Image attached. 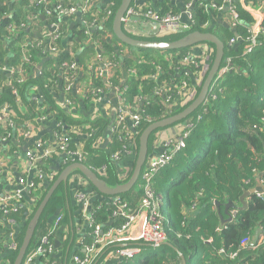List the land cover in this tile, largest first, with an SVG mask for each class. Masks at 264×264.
<instances>
[{"label": "trees", "instance_id": "obj_1", "mask_svg": "<svg viewBox=\"0 0 264 264\" xmlns=\"http://www.w3.org/2000/svg\"><path fill=\"white\" fill-rule=\"evenodd\" d=\"M33 2L34 0H0V66L7 64L9 67H13L21 63V48L27 51L29 60L32 62L37 61V54L43 52L42 46L31 47L23 42V36L26 35L24 30L27 29V19L31 15V10H28L27 7L31 6ZM51 2L52 0H45V3L48 4L45 8L49 9L50 18L53 21L57 17L55 8L57 3L55 2L53 6L50 5ZM211 2L219 4L220 0L195 1L191 10L192 23L189 29L182 34H170L163 37L128 35L140 40L171 42L182 39L193 31L212 33L224 44L221 66L228 62L230 70L223 74L215 86H212L213 89L208 92L202 106L184 120L163 128V130L174 129L173 138L182 131L189 133L185 139V148L177 152L168 165L157 172L154 177L153 187L161 200V222L167 242L157 248L139 245L142 248L141 254L144 253L142 258L135 261V257H133L122 261L121 264H182L179 254L183 256L186 264H264V242L251 245L256 230L261 229L264 236V192L259 195L251 194L244 199L247 204L246 208L242 211L238 209L241 207L240 197L256 186V179L264 187V35L259 37L258 45L250 53L243 55V51L249 42L245 40L248 36L247 30L241 26V22L251 24L253 22L251 13L237 2H233L240 19L236 29L233 31L226 24L210 26L208 22L215 13L206 10L204 5ZM111 3L104 5L98 11L97 17L94 16L97 10L91 9L90 13L81 17V20L98 25L90 31V41L99 46V57L118 64L111 79L113 84L118 85L121 79V70L118 68L121 63L128 72L124 83V102L133 105L136 97L149 96L154 92L156 85L163 82L170 85L171 96L175 97L181 75L174 68L179 65V62L186 57L192 48L153 51L136 49L121 43L113 35L111 29L112 20L120 0H113ZM254 3H256L255 0ZM70 4L75 5L73 2ZM151 7L161 15L167 14L169 11L165 0H158L156 5ZM108 11H111V15L107 14ZM32 14L39 16L42 13L38 9H34ZM225 15L227 17V13ZM66 20L62 19L61 21L63 27L65 25L63 22ZM21 23L23 26L20 25ZM7 27H14V30L8 31ZM80 27L81 31L75 33V40L71 43L74 45L71 47L72 52L61 50L55 59H48L46 67L72 60L77 65L86 68L87 45L83 42H88L87 27L83 25L82 21ZM107 34L111 35L110 41L104 40ZM235 35L243 39L242 42L239 41L240 44L237 47L229 45L230 39ZM72 39L73 37L66 44L68 45ZM4 41L9 43L8 50L3 49L2 42ZM77 42L79 43L76 44ZM209 46L214 49L213 45L209 44ZM82 49L83 56L79 54ZM123 51L124 54L128 53L127 57L123 58ZM211 60L212 57L209 64ZM199 67L201 68V65ZM187 69L192 72V65H189ZM155 73L158 78L157 81L143 79ZM187 75L189 76V74ZM5 77L0 74V84L6 79ZM54 77L52 78V75L47 72L43 73L38 81L26 79L21 84L16 83L13 77L9 86L0 89V105H7L12 109L16 115L14 123L18 127L32 122L48 112L39 109L34 100H29L26 91L34 85L44 89L43 86L49 78L56 82L59 80L57 74L56 76L54 74ZM204 79L196 86V94L200 91ZM95 85L98 87L102 85V82L97 80ZM13 90L17 91V95L12 93ZM44 98L47 105L53 101L52 96L46 90L44 91ZM162 100L163 96H155L154 100L147 99L138 103V105L140 104L139 113L142 118H147L149 122L142 121L136 128V131L139 132L138 136L134 137L136 145H138L141 132L148 124L175 115L185 108L183 106L164 108L161 104ZM56 112L59 113L65 123L76 124L73 119L67 118L66 113L60 110ZM187 123H190V126H186ZM83 125H87L86 127L90 129H97L96 122ZM157 131L151 135V138ZM88 132L89 130H87ZM98 137L99 131L96 135L87 137L83 141L81 163L97 173L99 177L101 175L97 170L107 166L105 168L106 176L101 178L109 186H115L119 182L110 181L112 175L110 156L121 147V142L118 141L119 136L115 134L114 143L103 149L97 148L95 144L99 139ZM151 138L149 139L148 152L152 144ZM68 150L74 149L69 147ZM64 159L66 160L65 166L76 162V160ZM50 166L51 160L48 159L39 164V169L49 174L51 173L49 171ZM65 166L62 167L65 168ZM60 172L61 170L58 173H53V182ZM142 182V179L139 178L130 191L110 197H120L131 206H136L139 202L138 197L141 194ZM46 191H41V188L36 189L35 184L31 191L33 202L23 198L21 204L25 207L21 205V209H17L16 212L6 216L18 226V231L13 237L17 248L8 256V264H13L27 226ZM68 191L67 187L63 188L60 185L54 192L37 222L26 254L32 253L41 246L40 238L51 229L54 218L58 215L56 213L60 209H65V216H68L66 211L70 199ZM196 193H201L199 200L201 210L198 214L188 215L186 218L184 211L189 209L195 201L197 202ZM215 202L219 203L221 214H223L222 208L229 202L233 205V208L229 209L230 211L237 209L235 218L222 227L219 226ZM92 204L91 222L100 224L102 231L118 227L122 223L116 219L111 220L113 207L110 202L103 201L98 205L99 202L95 200ZM26 207L30 209L29 214L26 213ZM49 240L52 242V239L49 238ZM85 240V243L91 244L92 235ZM242 244H246V246L240 248ZM233 254H236L235 258H232Z\"/></svg>", "mask_w": 264, "mask_h": 264}, {"label": "crops", "instance_id": "obj_2", "mask_svg": "<svg viewBox=\"0 0 264 264\" xmlns=\"http://www.w3.org/2000/svg\"><path fill=\"white\" fill-rule=\"evenodd\" d=\"M56 1L58 2L61 0H52L50 5L54 6V3ZM156 1L158 0H134L131 5V9L137 11L138 9L143 8L146 4L155 6ZM195 1L196 0H165V4L169 7V11L167 12V14L177 15L180 18V23L190 25V23H192L191 10ZM231 1L237 2L246 11L251 13V16L253 18V22L251 24H246L243 21L241 22V26L247 30V35L249 29L261 24L262 26H264V0H255L256 3H254V0ZM111 2H113V0H97V3L91 6V9L97 10L95 17H97V14L99 13L98 11L102 7H104V5ZM215 3L216 2H213V4ZM219 3L225 6L222 8V10L218 11L216 9L209 8V11L215 13L211 20L208 22V25L210 26L215 27V25L220 24L227 25L225 14L228 12V6L226 7V4H224L223 0H220ZM47 5L48 4L45 2H43L42 4H37L34 1L31 6L27 7L28 10H31V15L27 19V29L24 30L26 32V35L23 36V42L26 44L40 43L44 42L46 38L49 42V38L53 36V33L55 31H59L62 36L65 32V37L62 39V36H60V38L55 41V44L62 51L72 52L71 47H73L74 45H71V43L75 40V33L81 31V16L76 15L64 21L63 24L65 25L63 29L61 28L62 23L59 22L58 17H56L52 21L50 18L51 14H47V11H49V9L45 8ZM43 8L44 10H42ZM34 9H38L39 11H41L42 14L39 16L32 14ZM223 11L225 13H222ZM109 15H111V11ZM9 17H11V14H9ZM85 25H87L86 27L88 42H83V44L87 45V72H80L78 84L74 83L72 86L67 88L63 81V78L61 77L60 72L56 70V67H46L48 59H50V57H48L46 53L37 54V61L35 60V62H33L31 66L27 68V80L36 79L38 81L40 76L43 73L47 72L49 73V75H52V78H55L54 74L55 76L57 74L59 80L56 82L54 81V79L52 80L51 78H49L43 86L44 89H41L38 85H34L32 88H30V90L26 91L28 99L34 100L37 103V107L39 109H42L43 111H48L47 113L42 114L40 117L33 120L32 122L30 121L29 123H25L24 127L21 126L13 128L9 132H5L0 129V194L21 192V199L24 198L25 200L33 202L34 199L30 197L33 185L36 184V189L41 188V191L48 190L50 185L53 183V173H58L60 170L62 171L64 169L63 167L65 166L66 160L62 159L58 155H53L49 158V160H51V166L49 170L51 173L49 174L40 171V163H37L36 165L30 163L25 157V153L30 151L35 153L37 152V154H40V151L36 150L35 148L36 143H43L45 146H53L56 144L59 138V133H61L64 134L66 147H68V149L69 147H72L74 149L69 150L70 152L80 151L83 149V141L88 137L86 135L87 125L83 124H87L89 122H96L97 124L96 133H98L99 131V139L95 143L97 148L103 149L109 146L110 144L114 143L116 134V132L113 131L116 118L115 115L117 109H119L124 102V83L127 77L123 79L121 73V79L119 81V84H113L112 87H107V81L104 77L98 78L97 76H95V72L92 69V64L94 63L95 59L99 57V46L96 45L95 42L90 41V31L98 25L94 23L87 24L86 22ZM123 31L127 35L130 34L135 36H150V29L148 27V24L144 17L141 15L128 19V21L125 22L123 25ZM71 37H73V39L67 45L66 43ZM233 38H237V41L232 44V46H239L240 36L235 35ZM104 40L110 41L111 35L107 34ZM259 40L260 38L258 39V41ZM78 43L79 42H77L76 44ZM2 44L3 49L8 50L9 43L4 41L2 42ZM212 50L213 48L207 43L196 45L189 51V53H187L186 57H184L185 59L188 58V62H185V59L183 58L182 61L179 62V65L174 68L175 71H178L179 75H181V78H183L182 80H188V89L196 88L197 73L200 70V68H198L192 62L198 63L199 60H204V64L209 63L210 58L212 57ZM77 51H79V49H77ZM79 54L83 56V49L79 52ZM127 55L128 53L124 54L123 58L127 57ZM4 65L7 64H3V66ZM189 65H192V72L191 70L187 69ZM78 66L81 69H85L81 65ZM118 68L120 69V65ZM0 74L6 76V79L3 80L1 84H7L10 81L8 72L6 70H0ZM187 74H189V76ZM96 79L101 81L102 85L97 87L95 85V83L97 82ZM143 79H148L154 82L157 81L158 78L156 77L155 73L154 75L146 76ZM164 83L165 82L158 83L153 93H151L149 96L136 97L134 99V102H138L139 99L140 102L145 101L147 99L154 100L156 96L155 90L159 85H164ZM45 90L53 98L51 104L48 103V105L45 104ZM186 95V89H178L177 95L175 97H171L169 103L165 102V95H161V97L163 96L161 104L162 106H164V108L172 105L174 108L176 106L182 105V103L186 99ZM196 96L197 95H195V97ZM195 97L189 103H191L195 99ZM187 104L188 103H186L185 105ZM57 110L66 113L68 116L66 117L73 119L76 124L65 123V121L62 120L59 116V113L56 112ZM75 125H79L80 128H74ZM21 131H28L29 136H22ZM174 134V129L171 128L164 129V131L157 133L156 136L158 137V139H155L156 137L154 134L153 139L156 144H151L149 150V158L160 155L163 151V141H168L172 139L174 137ZM118 141L122 144L120 138L118 139ZM110 162V165H112V175L110 177V181H115L119 183L120 170L123 169L126 172H131L134 165L132 157L129 156H122L121 160L118 162L113 161L112 156H110ZM105 168H107V166H103L100 169L97 168L99 169L97 171L101 175L100 177L106 176ZM36 181H38V183H36ZM256 181L258 183V180ZM60 185H62L63 188L67 187L69 190L68 193L70 195V199L66 208L68 216H65V209H60L56 213V215L59 214V212L60 214L62 213L64 215V219L61 225L53 234L49 235V231H47V234H45V236L47 237L46 239L48 240V244L51 245L52 251L49 255L47 254L35 256L31 264H69L71 262V257L74 254H81L83 251L82 245L86 242L85 238H87V233H90L91 231L87 217H90L91 222L92 218L90 213L91 209L93 208L92 202L97 200L99 202L98 205H100L103 201H106L107 198H110V196L99 195L97 191L90 185V183H88L87 179L81 177L78 173L72 172L69 175L67 182L65 184L61 183ZM60 185L58 186V188L60 187ZM78 188H83V192L85 193L86 198H88L87 208H84L81 203H79L74 197L75 191ZM198 195L199 197L196 199L197 202L195 201V203L192 204L189 209L184 211V217L187 218L188 215L198 214V212L201 210L199 206L201 193ZM21 203L22 202L20 201L17 204L18 209H21V205L22 207H25V205ZM215 203L214 206L216 208L217 216L219 217L220 215L222 219H226L221 214L219 207L220 205L217 206L215 205ZM25 209L26 213L29 214V207H26ZM9 214L10 213L4 214L1 211L0 207V264H8L7 258L11 253H13V250L10 249V246L12 245V242H15L13 240V237L14 235H16V229L18 227L13 220L6 217ZM111 220H115V218L112 217ZM49 238L52 239V242L49 240ZM105 264H121V261L116 258H111L110 260H106Z\"/></svg>", "mask_w": 264, "mask_h": 264}, {"label": "built area", "instance_id": "obj_3", "mask_svg": "<svg viewBox=\"0 0 264 264\" xmlns=\"http://www.w3.org/2000/svg\"><path fill=\"white\" fill-rule=\"evenodd\" d=\"M34 1L37 4H42L43 2H45V0ZM70 2H73L75 5H71ZM226 2L229 4L226 23L231 29L235 30L240 22L237 10L233 5V2L235 1L232 2L231 0H226ZM56 3L57 4H55V8L57 10V17L59 18V22L62 23V19H70L76 16L78 13L81 17L85 14L90 13L91 6L96 4L97 0H61L58 2L56 1ZM204 8L206 10L212 8L220 11L222 10L223 5H221L220 3L213 4V2H211L204 5ZM49 13L50 12L47 11V14ZM107 14L109 15L110 11H108ZM139 15L143 16L146 20L150 29V36L163 37L170 34H182L187 31L190 26L188 24L180 23V18L177 15L159 14L151 7L150 4H146L143 8H140L137 11L131 9L130 6L123 18V25L128 21V19ZM81 21L83 25H85L86 21ZM20 25L23 26V23H21ZM61 28L64 29L63 25L61 26ZM7 30L12 31L14 30V27H7ZM262 34H264V26H262V24L249 29L248 36L245 39L249 42V44L246 47L244 53L250 52L253 47L258 45L259 36ZM60 36H62V34H60L59 31H55L53 33V36L49 38V42L46 38L44 42L30 43L28 45L31 47L42 46L43 52H41V54L46 53L48 57H50L51 59H55L61 53V49L55 44V41L58 40ZM64 37L65 32L62 36V39ZM236 41L237 38H232L230 39L229 44L232 45ZM239 41H243L241 37ZM203 61L204 60H199L198 63L192 62L198 68H200L199 66L201 65V68L197 73V86L201 83L202 79H204L210 67L209 63L204 64ZM185 62H188V58L185 59ZM32 63L33 62L29 60L27 51L24 48H21V63L13 67H9L8 65L0 66V70H6L10 78V81L7 84H0V89L5 86H9L12 83L13 77L16 80V83H23L26 80L27 68L30 67ZM117 66V64L112 63L111 61H106L98 57L92 64V69L95 72V76H97L98 78H105V80L107 81V87H112L113 81L111 79L114 76V69L117 68ZM55 67L60 72L67 88L72 86L74 83L78 84L80 72H87V66L85 69H81L77 65V63L72 60L56 65ZM229 69V64L227 62L226 65L220 68L217 80L214 82L213 86H215V83L220 80L223 74L229 71ZM182 79L183 78L180 79V85L178 86V89H186L187 95L182 105H179L180 107L185 105L186 103H189L196 95V90L194 88L188 89V80ZM169 86L170 85H168V83H164L163 95H165L164 98L166 103H169L172 97ZM12 93L14 95H17L16 90H13ZM139 102L140 99L133 105H128L123 102L122 106L117 109L113 131L116 132V134L119 136L122 144L120 149L111 155L113 161L118 162L121 160L122 156L135 157L137 154L138 145L135 144L134 137L138 136L139 132L136 131V128L139 126V124H141L142 121L149 122L147 118H142L141 114L139 113ZM15 116V113L10 107H8L7 105H0V129L2 131L9 132L13 128H17L18 125L14 123ZM21 126L24 127V124H22ZM186 126L190 125L186 124ZM74 128L80 127L79 125H75ZM87 130H89L88 133ZM96 131L97 129H90L89 127H86V135L88 136V138L94 136ZM21 133L22 136H29L28 131H21ZM188 134V131H182L181 133H177L175 135V138H172L168 141H163V151L161 152V154L146 160L139 175V178H141L143 182L140 187L141 194L140 197H138L139 202L136 206H131L126 200L121 199L120 197L107 198L106 202H110L113 207L112 217L118 221H122V223L118 227L108 228L105 231H102L100 224L90 222V217H87V220L89 221V227L91 228L90 233H87V237H91L92 235L93 241L91 244H83L82 253L74 254L71 257V262L69 264H105V261L110 260L111 258L119 259L122 262L139 255L142 251V248L139 245L159 247L167 242L166 234L163 231V224L161 222V200L157 196L153 187L154 177L157 172L168 165V163L172 160L173 156L177 152L185 148V139L188 137ZM155 137V139H158L156 135ZM35 148L36 150L40 151V154L30 151L25 153V157L28 159V161L35 165L37 163L47 161L53 155L56 156L62 154H65L67 156L65 157L67 160H76V162H81L83 155V151L81 150L70 152L66 147L64 134L61 133H59V138L55 145L45 146L43 143H36ZM130 175L131 172H126L121 169V183L119 184L125 183L130 178ZM82 189L83 188H78L75 191L74 197L79 203H81L84 208H87L88 198H86L85 193L82 191ZM31 193L30 197H32ZM21 198V192L0 194L1 211L4 214L16 212L18 209L17 204L22 200ZM62 221L63 215L62 213H59L56 216L48 234H53L59 228ZM46 238L47 237L45 235L40 238L41 246L37 247L32 253L26 254L22 264H31L35 256L47 254L49 255L51 253L52 248L51 245L48 244V240ZM16 248L17 244L15 242H12L10 249L14 252ZM234 256L235 254L232 255V257Z\"/></svg>", "mask_w": 264, "mask_h": 264}, {"label": "water", "instance_id": "obj_4", "mask_svg": "<svg viewBox=\"0 0 264 264\" xmlns=\"http://www.w3.org/2000/svg\"><path fill=\"white\" fill-rule=\"evenodd\" d=\"M133 2L134 0H120L119 6L112 20V27H111L112 33L121 43L132 48L146 49L153 51H173V50H179L189 47L193 48L196 45L203 43H207L214 46V49L212 50L211 64L205 76V79L202 83L200 91L198 92L195 99L190 104H188L182 111L178 112L175 115L164 118L162 120L148 124L146 128L141 132L138 138L137 154L135 157H133L134 165L131 171V175L130 178L125 183L117 184L115 186H109L101 177L97 175V173L87 168L81 162H73L67 165L58 175L57 179L50 185L46 194L42 198L38 208L36 209L34 215L32 216L27 226L23 240L17 250L13 264H22L26 256L29 243L34 234L37 222L45 206L47 205L48 201L50 200L54 192L57 190L58 186L61 183L65 184L67 182L68 177L72 172L78 173L81 177L87 179L88 183H90V185L101 196H117L130 191L137 182L140 172L149 156L148 149H149V139L151 138V135H153V133L159 129L166 128L178 121L184 120L189 115H191L196 109L202 106L207 98L208 92L211 91L214 81L217 80L218 72L220 70V66L221 63L223 62V56H224V44L217 36L208 32L193 31L187 34L182 39L171 42L147 41V40L132 38L123 31V20H124L123 18ZM79 15L80 14L78 13L77 16ZM120 70L122 73V78L125 79L127 77V71L124 69L122 64H120ZM60 157L64 159L67 156L65 154H62ZM258 183L254 188L242 194V196L240 197L241 207L239 208V211H242L246 208L247 204L244 201L245 198L255 193L263 194L264 187ZM215 205L219 206L218 203H215ZM230 206L231 203L230 202L227 203L225 206V210L228 209ZM219 217L221 218L220 215ZM226 222L227 220L221 221V224ZM16 231H18V229H16ZM259 233H261V230L260 229L256 230L251 245L256 244V242L258 241ZM179 256L181 258L182 264H186L183 256L181 254H179Z\"/></svg>", "mask_w": 264, "mask_h": 264}, {"label": "flooded vegetation", "instance_id": "obj_5", "mask_svg": "<svg viewBox=\"0 0 264 264\" xmlns=\"http://www.w3.org/2000/svg\"><path fill=\"white\" fill-rule=\"evenodd\" d=\"M171 107H173V105L171 106ZM177 107V106H176ZM180 107V106H179ZM175 108V107H174ZM132 160L134 161V158L132 157ZM257 180V179H256ZM259 182V181H258ZM260 193H255V195H259ZM195 199H197V196L195 197ZM231 208H233V205L231 204V206L228 208V209H226L225 210V207L224 208H222V212H223V216H225L226 217V219H222V217L220 218V217H218V220H219V225H220V227H222L224 224H227V223H229L230 221H232L234 218H235V216H236V214H237V209H233V210H229V209H231ZM239 209V208H238ZM218 211H219V207H218ZM229 219H230V221H229ZM227 220V222L226 223H223V224H221V221H226ZM261 230V229H260ZM263 235V233H262V230H261V233H259L258 234V238L260 237V236H262ZM244 246H246V245H242V246H240V248H244ZM236 255V254H235Z\"/></svg>", "mask_w": 264, "mask_h": 264}, {"label": "rangeland", "instance_id": "obj_6", "mask_svg": "<svg viewBox=\"0 0 264 264\" xmlns=\"http://www.w3.org/2000/svg\"><path fill=\"white\" fill-rule=\"evenodd\" d=\"M224 3L226 4V7L229 5L227 2H226V0H224ZM223 7H225V6H223ZM159 70V69H158ZM127 74H128V72H127ZM197 93V92H196ZM164 94V85L163 84H161V85H159L158 87H157V89L155 90V95L156 96H161V95H163ZM197 95V94H196ZM186 106V105H185ZM185 106H183V107H185ZM176 108V107H175ZM94 121V120H93ZM188 125H190V123H187ZM162 131H164L163 129L162 130H158L156 133H155V135L157 134V133H160V132H162ZM152 139V143H154V139H153V137L151 138ZM47 192V191H46ZM46 192H45V194H46ZM199 193H196V195H197V198L199 197V195H198ZM44 197V196H43ZM38 208V207H37ZM63 215V214H62ZM63 219H64V215H63ZM261 242H264V236L262 235V236H260L259 238H258V241L256 242V244H258V243H261ZM243 243H245V242H243ZM243 245V244H242ZM244 245H246V244H244ZM245 247V246H244ZM144 254V253H143ZM143 254H141V255H137L136 257H135V261H138L139 259H141L142 258V256H143ZM232 258H235V257H232Z\"/></svg>", "mask_w": 264, "mask_h": 264}, {"label": "clouds", "instance_id": "obj_7", "mask_svg": "<svg viewBox=\"0 0 264 264\" xmlns=\"http://www.w3.org/2000/svg\"><path fill=\"white\" fill-rule=\"evenodd\" d=\"M208 45H209V44H208ZM255 47H256V46H255ZM255 47H253V48L251 49V51H252ZM245 50H246V49H245ZM245 50H244V51H245ZM244 51H243V55H246V54H248V53L251 52V51H250V52H248V53H244ZM210 64H211V62H210ZM221 67H222V66H220V68H221ZM229 67H230V64H229ZM229 70H230V69H229ZM212 89H213V87L211 88V90H212ZM210 92H211V91H210ZM188 104H190V103H188ZM188 104H187V105H188ZM187 105H186V106H187ZM186 106H185V107H186ZM153 248H157V247H153ZM141 253H142V251H141ZM141 253H140L139 255H141ZM135 257H136V256H135Z\"/></svg>", "mask_w": 264, "mask_h": 264}]
</instances>
